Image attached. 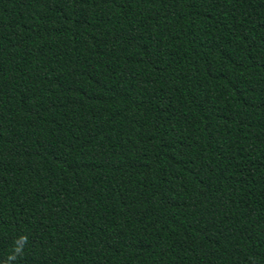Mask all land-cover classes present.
Returning a JSON list of instances; mask_svg holds the SVG:
<instances>
[{
    "label": "trees",
    "instance_id": "trees-1",
    "mask_svg": "<svg viewBox=\"0 0 264 264\" xmlns=\"http://www.w3.org/2000/svg\"><path fill=\"white\" fill-rule=\"evenodd\" d=\"M0 264H264V0H0Z\"/></svg>",
    "mask_w": 264,
    "mask_h": 264
},
{
    "label": "clouds",
    "instance_id": "clouds-1",
    "mask_svg": "<svg viewBox=\"0 0 264 264\" xmlns=\"http://www.w3.org/2000/svg\"><path fill=\"white\" fill-rule=\"evenodd\" d=\"M28 243V237L27 236H21L18 238V246L15 248V253L17 255L22 254L23 247ZM16 257L13 256L11 259H15Z\"/></svg>",
    "mask_w": 264,
    "mask_h": 264
}]
</instances>
